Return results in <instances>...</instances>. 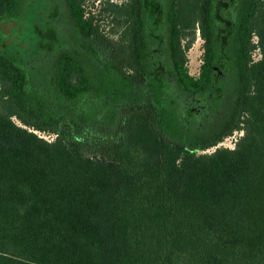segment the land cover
Segmentation results:
<instances>
[{
    "label": "trees",
    "instance_id": "obj_1",
    "mask_svg": "<svg viewBox=\"0 0 264 264\" xmlns=\"http://www.w3.org/2000/svg\"><path fill=\"white\" fill-rule=\"evenodd\" d=\"M83 1L0 0L19 26L5 44L0 30V264H264V0H166L165 58L142 33L131 68L92 43ZM105 1L99 20L128 41L132 0Z\"/></svg>",
    "mask_w": 264,
    "mask_h": 264
},
{
    "label": "rangeland",
    "instance_id": "obj_2",
    "mask_svg": "<svg viewBox=\"0 0 264 264\" xmlns=\"http://www.w3.org/2000/svg\"><path fill=\"white\" fill-rule=\"evenodd\" d=\"M110 1L120 4L124 0H109V2ZM105 5V0L83 1L85 14H93L95 16V22L99 23V29L101 31V37L99 39L92 38V43L97 46L101 55L107 56L112 59L115 58L116 60H120L123 63V67L131 68L132 61L127 53V42L120 35V31L122 30V28L118 27V25L116 24L107 23L106 20H99V18L103 17L102 12ZM12 28H17L19 30V26L16 25L13 20L3 19L0 22V30L2 31L1 33H3L5 36L4 44L11 42L12 39H17V35H14L11 31ZM182 38V44L184 45L185 53V66L191 75L196 76L199 72L200 64L202 63V55L204 52V45L206 43L204 37L201 35V32L199 33L197 30V21L194 24V28L191 29ZM259 56V51L255 49L252 54V58L254 60H257L259 59ZM44 58L45 56L43 54H40L39 57H36V63L32 59L31 62H34V64L32 63V66H42L44 64V61H42ZM178 102L180 107L194 106L195 108H197L198 111L200 109H203L206 104L205 99L201 96H180L178 98ZM237 135V131L236 133L232 131L226 134L222 139H220L216 145L231 146L234 137H236ZM214 147L215 146L208 147L206 150H211Z\"/></svg>",
    "mask_w": 264,
    "mask_h": 264
},
{
    "label": "flooded vegetation",
    "instance_id": "obj_3",
    "mask_svg": "<svg viewBox=\"0 0 264 264\" xmlns=\"http://www.w3.org/2000/svg\"><path fill=\"white\" fill-rule=\"evenodd\" d=\"M228 1L231 2L232 0H228ZM132 3H133V6H132V11H131V19L129 21L130 32H129L128 41L126 40L127 46H128L127 53H128L129 58L131 60L134 59L133 50L131 47L132 40L135 37L137 38L143 33L144 38H145L144 42L147 43V45H151L153 43L156 48L155 54H160L157 57L160 59L161 58L164 59L165 53H163V49L165 48L164 42L166 41V38H165V35L163 34V30L165 28L164 21H165L166 12H167L166 0H143L144 4H137L135 0H132ZM64 8L61 9L60 11V14L63 15V18L62 17L58 18L57 25H59V31L63 32L64 37L67 40H69L71 38L72 30H71V24H69V21H67V18L65 16V14L67 13H66V10H64ZM37 11H38V17L44 16V13L42 11H39V10ZM136 18H138V22L136 21ZM37 22L41 24L40 19H37ZM136 23H138V25H136ZM42 28H43V31L46 32V34L52 37L53 32L50 31L49 28H45L44 26H42ZM197 30L200 33V27L198 23H197ZM122 34H123V30L120 31L121 36ZM182 39L183 38H181V47L184 48V45L182 44ZM251 40L253 42L258 41L256 33H252ZM255 49L259 51V54L261 55L259 47L256 46L255 48L251 50V56ZM163 73L166 76L174 75L172 70H167V69H164ZM179 108L181 110H186L188 108L189 111L194 112L195 114L199 113L197 108H195L194 106L193 107L192 106H184V107L179 106Z\"/></svg>",
    "mask_w": 264,
    "mask_h": 264
},
{
    "label": "built area",
    "instance_id": "obj_4",
    "mask_svg": "<svg viewBox=\"0 0 264 264\" xmlns=\"http://www.w3.org/2000/svg\"><path fill=\"white\" fill-rule=\"evenodd\" d=\"M233 131H234V133H236V131H237L238 132V135L236 137H234V139L232 141V145L231 146H228V147H233L234 146V143H235V141L237 139V137L241 134V131H238V130H233ZM36 132L38 133V135L43 136L45 138H48V139H51L52 138V136L45 135V133H43V132H39V131H36ZM217 146H220V145H217ZM222 146H226V145H222Z\"/></svg>",
    "mask_w": 264,
    "mask_h": 264
},
{
    "label": "water",
    "instance_id": "obj_5",
    "mask_svg": "<svg viewBox=\"0 0 264 264\" xmlns=\"http://www.w3.org/2000/svg\"><path fill=\"white\" fill-rule=\"evenodd\" d=\"M215 70H218V67H215ZM221 74V71H218V75Z\"/></svg>",
    "mask_w": 264,
    "mask_h": 264
}]
</instances>
